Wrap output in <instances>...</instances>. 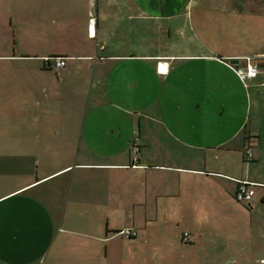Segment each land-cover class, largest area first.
Segmentation results:
<instances>
[{"label": "crops", "instance_id": "1", "mask_svg": "<svg viewBox=\"0 0 264 264\" xmlns=\"http://www.w3.org/2000/svg\"><path fill=\"white\" fill-rule=\"evenodd\" d=\"M246 59L259 72L242 80L245 117L206 133L236 101L208 79ZM240 181L255 187L252 216L264 206V0H0V264H168L142 261L145 243L161 252L172 237L159 220L217 216L208 208L231 206Z\"/></svg>", "mask_w": 264, "mask_h": 264}, {"label": "rangeland", "instance_id": "2", "mask_svg": "<svg viewBox=\"0 0 264 264\" xmlns=\"http://www.w3.org/2000/svg\"><path fill=\"white\" fill-rule=\"evenodd\" d=\"M189 68L197 69V66L189 65ZM234 74L237 76L234 67L227 62L221 67V79L218 77L206 78L209 81L212 79L216 85L220 83L223 86L226 85L236 89L234 104L228 106L223 115L222 109H218L217 124L210 121L204 123L206 133H220L219 121H224L225 128H232L237 120L243 119L246 115L244 91L241 88L246 86L247 82L242 81L238 76L235 78ZM190 81L197 82L201 80L190 77ZM161 98L164 102L166 95L164 94ZM190 102H192V99H190ZM191 111L196 112L193 109ZM203 111V109L197 110L199 116ZM168 113L165 108L158 111L159 119H163V125H158L159 131H164L163 126L167 121ZM173 116V122L177 125L180 119L175 115ZM250 118H252V115ZM201 122L200 117L198 124H201ZM183 123L190 132H196L198 125L187 124L185 120H183ZM253 189L255 190V187ZM233 201L234 203L231 206L222 203H220L219 208H216V205L210 206L208 210L215 208L217 216H213V214L208 216H171L170 221L160 219L157 228L169 232L172 237L160 244L159 249L162 250L161 252H153L155 249L152 244L145 243L144 245L149 248H143L142 261L147 260L151 263L166 262L168 264H264V206H254L252 216H249L245 212L250 210L247 204L238 202L234 198ZM223 206L228 207L227 210ZM210 213H213V211ZM184 232H189L192 235L193 245L181 246L178 243V237L181 240ZM198 235H200L199 238Z\"/></svg>", "mask_w": 264, "mask_h": 264}, {"label": "built area", "instance_id": "3", "mask_svg": "<svg viewBox=\"0 0 264 264\" xmlns=\"http://www.w3.org/2000/svg\"><path fill=\"white\" fill-rule=\"evenodd\" d=\"M246 61L247 62L245 67L233 66L236 74L241 80L247 78L249 79L255 78L259 72V69L256 65L250 64L248 59H246ZM64 64H65L64 60H61L60 58H55L54 67L56 69L63 67ZM137 151H138L137 148H134L133 153L136 155ZM245 153L247 157L253 156V151L251 149H247ZM253 196H254V190L252 188V185L245 181H240L238 183L237 191L235 194L236 200L245 204H251ZM120 234L125 238H132L136 236V232L132 229H124L120 231ZM183 239L186 241L188 239V234L185 233Z\"/></svg>", "mask_w": 264, "mask_h": 264}, {"label": "trees", "instance_id": "4", "mask_svg": "<svg viewBox=\"0 0 264 264\" xmlns=\"http://www.w3.org/2000/svg\"><path fill=\"white\" fill-rule=\"evenodd\" d=\"M55 60V59H54ZM65 62V61H64ZM47 63H48V65L50 64V61L49 60H47ZM51 66V65H50ZM64 66H65V64H64ZM63 66V67H64ZM63 67H61V68H63ZM52 68H54L55 69V71L56 72H58L61 68H59V69H56L55 67H54V61H53V65H52ZM134 148H137V154L135 155L134 153H133V150H134ZM249 149V148H248ZM247 150V149H246ZM246 150L244 151V156H245V158H247V160H251L252 158H253V156L252 157H247L246 156ZM130 152H131V154H132V159L134 158H137L138 156H139V153H140V146L139 145H137V144H132V146H131V150H130ZM134 159L132 160V163L134 162ZM238 187V186H237ZM236 194V193H235ZM234 198H235V195H234ZM236 199V198H235ZM239 202V201H238ZM252 202V201H251ZM242 203V202H241ZM251 206V204H247V207H250ZM122 236V235H121ZM132 238H134V237H132ZM182 240L184 241V242H188V240H189V236H188V239L185 241L183 238H182Z\"/></svg>", "mask_w": 264, "mask_h": 264}]
</instances>
